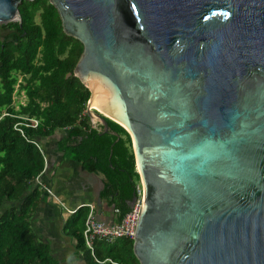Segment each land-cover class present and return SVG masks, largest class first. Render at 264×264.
<instances>
[{
  "label": "water",
  "instance_id": "95a60500",
  "mask_svg": "<svg viewBox=\"0 0 264 264\" xmlns=\"http://www.w3.org/2000/svg\"><path fill=\"white\" fill-rule=\"evenodd\" d=\"M49 2L82 45L89 122L130 138L138 264H264V0Z\"/></svg>",
  "mask_w": 264,
  "mask_h": 264
},
{
  "label": "trees",
  "instance_id": "16d2710c",
  "mask_svg": "<svg viewBox=\"0 0 264 264\" xmlns=\"http://www.w3.org/2000/svg\"><path fill=\"white\" fill-rule=\"evenodd\" d=\"M17 10L20 27L18 22L0 25V264H57L30 227L42 197L36 179L46 171L40 142L67 131L56 143V153L104 178L101 199L117 193L109 202L119 211L116 223L130 210L138 175L126 131L105 119L119 136L114 143L115 138L103 134L100 125L93 127L85 114L89 91L73 75L82 45L64 34L56 9L49 0H22ZM21 92L24 103L14 102ZM20 118L35 119L38 125H21V136L14 130L23 123ZM79 218L77 211L70 215L63 232L75 241L85 264H138L132 240L125 238L112 243L94 239L90 251Z\"/></svg>",
  "mask_w": 264,
  "mask_h": 264
},
{
  "label": "crops",
  "instance_id": "0c3cea01",
  "mask_svg": "<svg viewBox=\"0 0 264 264\" xmlns=\"http://www.w3.org/2000/svg\"><path fill=\"white\" fill-rule=\"evenodd\" d=\"M66 134L67 131L58 132L40 142L46 166L40 182L50 188L57 202L51 201L42 192L30 227L36 238L48 246L49 254L57 264H85L76 252L75 241L63 232L65 221L72 215L69 212L76 210L79 213L78 225L82 230L87 214L85 205H92L95 220L104 224L116 223L119 211L114 202L109 204L110 198L101 199L104 178L100 174L84 171L78 162L63 159L56 153V143Z\"/></svg>",
  "mask_w": 264,
  "mask_h": 264
},
{
  "label": "built area",
  "instance_id": "2783aa9c",
  "mask_svg": "<svg viewBox=\"0 0 264 264\" xmlns=\"http://www.w3.org/2000/svg\"><path fill=\"white\" fill-rule=\"evenodd\" d=\"M19 81H17L18 83ZM16 91L13 92V94ZM14 96V95H13ZM14 101V99H13ZM1 116H7L6 113H2ZM23 123H18L14 126V130L17 131L21 136H23L22 131L20 129L21 125L30 128H36L38 125L37 120L30 118H20ZM37 148L38 145L35 142H32ZM36 183L41 187L42 192L45 193L48 199L51 201L57 202L56 197L51 192V190L45 186V184L41 183L39 179H36ZM142 203V193L141 187L138 183L134 186V202L131 206L129 212L125 214L121 220L117 223L112 224H104L102 222H98L94 217V208L92 205L87 204L85 207L87 208V214L84 219L83 229L81 231V235L84 241L85 246L92 251V241L94 239H98L104 241L106 243H112L117 239L125 238L128 240H133L135 234V228L137 224V220L140 214ZM76 210L70 211L69 214H73ZM106 261L110 262V260L106 259ZM97 262V261H96ZM100 263V262H97ZM115 264V263H112Z\"/></svg>",
  "mask_w": 264,
  "mask_h": 264
},
{
  "label": "rangeland",
  "instance_id": "374dc122",
  "mask_svg": "<svg viewBox=\"0 0 264 264\" xmlns=\"http://www.w3.org/2000/svg\"><path fill=\"white\" fill-rule=\"evenodd\" d=\"M20 79H18V81H19ZM19 83V82H18ZM14 87H16V86H14ZM14 102L16 101V102H19V104H23L24 103V101H25V99H24V96L22 95V92L17 96V95H15L14 96ZM136 183H138V181L136 182ZM107 249V247H105L104 245H101V250H103V251H105Z\"/></svg>",
  "mask_w": 264,
  "mask_h": 264
},
{
  "label": "flooded vegetation",
  "instance_id": "af4514ba",
  "mask_svg": "<svg viewBox=\"0 0 264 264\" xmlns=\"http://www.w3.org/2000/svg\"><path fill=\"white\" fill-rule=\"evenodd\" d=\"M117 197V193H114V195L112 196V197H110V199H114V198H116ZM130 202V201H129ZM128 202V203H129ZM129 205V204H128Z\"/></svg>",
  "mask_w": 264,
  "mask_h": 264
}]
</instances>
